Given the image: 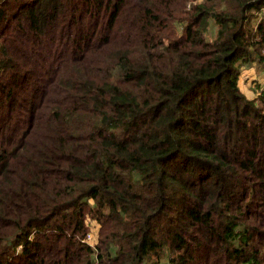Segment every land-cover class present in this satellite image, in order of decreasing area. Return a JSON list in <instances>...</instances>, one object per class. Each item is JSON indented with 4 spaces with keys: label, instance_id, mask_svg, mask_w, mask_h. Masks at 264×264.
Returning a JSON list of instances; mask_svg holds the SVG:
<instances>
[{
    "label": "trees",
    "instance_id": "16d2710c",
    "mask_svg": "<svg viewBox=\"0 0 264 264\" xmlns=\"http://www.w3.org/2000/svg\"><path fill=\"white\" fill-rule=\"evenodd\" d=\"M254 64L264 0H0V264H264Z\"/></svg>",
    "mask_w": 264,
    "mask_h": 264
},
{
    "label": "rangeland",
    "instance_id": "374dc122",
    "mask_svg": "<svg viewBox=\"0 0 264 264\" xmlns=\"http://www.w3.org/2000/svg\"><path fill=\"white\" fill-rule=\"evenodd\" d=\"M240 86L248 97L257 98L264 91V68L259 64L245 67L242 71ZM89 231H92L91 227Z\"/></svg>",
    "mask_w": 264,
    "mask_h": 264
},
{
    "label": "built area",
    "instance_id": "2783aa9c",
    "mask_svg": "<svg viewBox=\"0 0 264 264\" xmlns=\"http://www.w3.org/2000/svg\"><path fill=\"white\" fill-rule=\"evenodd\" d=\"M88 225L91 227L92 231H89L86 237V241L89 242L90 245L95 246L98 242V228L99 225L95 220L88 218Z\"/></svg>",
    "mask_w": 264,
    "mask_h": 264
}]
</instances>
